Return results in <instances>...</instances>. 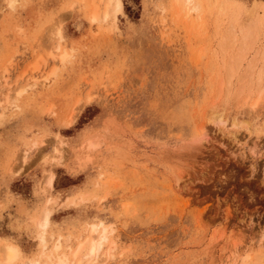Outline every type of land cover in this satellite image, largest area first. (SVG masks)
I'll return each mask as SVG.
<instances>
[{"label": "rangeland", "instance_id": "rangeland-1", "mask_svg": "<svg viewBox=\"0 0 264 264\" xmlns=\"http://www.w3.org/2000/svg\"><path fill=\"white\" fill-rule=\"evenodd\" d=\"M121 1L123 14L114 0H0V261L9 245L12 264L254 259L264 249V0ZM253 27L227 90L231 53ZM249 80L246 105L237 97ZM239 103L259 133L209 124L214 104L233 114ZM91 238L101 240L92 258Z\"/></svg>", "mask_w": 264, "mask_h": 264}, {"label": "bare ground", "instance_id": "bare-ground-1", "mask_svg": "<svg viewBox=\"0 0 264 264\" xmlns=\"http://www.w3.org/2000/svg\"><path fill=\"white\" fill-rule=\"evenodd\" d=\"M186 4L189 7H191L192 9H195V10L198 9V5L194 4V0H186ZM113 5H114V9H115L114 11H116V13H120V14L124 13L123 12V3H122L121 0H114V4ZM261 18L262 19L264 18V14H263V16ZM93 19H94V21H96L98 19V15H97L96 12L93 14ZM256 24H258L260 26V21L256 22ZM254 30H255L254 27L250 28V29H246V31H244V39H245L244 42L240 44V46L238 47V49L236 51L231 53V57H230V60L228 62V65H227V74H228V82L226 83L227 90H229L232 87L231 86L232 79L236 76V74L238 73L239 69L243 65L244 61L246 60V57L248 55V49H249V41L247 40V38H249V39L251 38V36L253 35ZM234 40H235L234 31L233 30L228 31L227 34L225 35V41L223 43L224 50L233 49L232 42ZM255 67H256V65L253 64V63H251L249 65V69L247 70L248 77H251L253 75V71H254ZM243 77H244V75H243ZM263 77H264V67L262 68V70H260L259 74L257 75V80H258L259 83L262 81ZM247 84H245L246 86L243 84L244 86L242 85L241 90L238 89V90H240V92L238 91V93H240V96H238L237 98H238V100H239V98L243 99V101H241V103H243L246 100V102L244 104L248 103L250 101V100L248 101V98L252 97V95H251L252 92H250V91H252L251 90L252 89V81L249 80V82ZM244 92H247L245 94V97H246V95L249 94L247 96L248 98L247 97L245 98L244 95H243V97L241 96V94L242 93L244 94ZM238 93H236V94L238 95ZM236 94L233 97H235ZM251 100H252V98H251ZM236 102H237V100H236ZM246 105H248V104H246ZM258 105H259V102L257 100L251 106V108L254 110L255 114H256L255 110L257 109ZM235 106H237V105H235ZM241 106H245V105L240 104L239 107H241ZM241 108H239L240 110H238V111L235 110L236 111V112L234 111L235 113L232 111L233 114L231 112H229L230 114H228V112H227L228 110L227 111L224 110L225 112H227V113H225L224 111H221V109H219L218 105L214 104L210 108V112H209V116H208V122H209V124L215 125L217 127V129H219V130H221L223 132L224 131L226 132V129H228L227 127L230 126L231 127L230 132H232V131L239 132L238 131L239 129H246V130L249 131L252 128L253 132L259 133V130H260L259 126L255 127V123H256L255 121L257 119H254V117L250 115V112H248L249 109H248V111H245L243 108L241 110ZM222 110H223V108H222ZM257 118H259V117L257 116ZM48 178L47 179L49 181V186L51 187L52 184H53L54 177L50 176ZM93 228H95V227H93ZM92 231L95 232V229L94 230L92 229ZM105 233H106L105 231H102L100 239L103 238V236H105ZM93 234H95V233H93ZM106 235H107V233H106ZM84 241L87 242L86 240H84ZM85 242L81 243L77 247L76 250H73L74 252H73L72 256L77 257L86 248V243ZM89 242H90L89 243V252L87 253L86 256H88V257L90 256L92 258L98 252V250L100 248V245H101L100 244L101 240L98 243L93 238H91ZM59 247H61V246H59ZM4 248H6L4 250V259L1 258L3 260L0 261V264H12L19 257V250L14 245H9V246L4 247ZM66 249H68V248H66ZM69 249H68V252H69ZM245 251L244 252L242 251L243 255L242 254L240 255L238 253V251H235V257L233 258V262H235V264H264V249L263 248L260 250V252L258 253V255L254 259L252 258V260L250 258V255L248 254L249 252L247 250H245ZM66 252H67V250H66ZM79 257L77 259H79ZM64 258L65 259L68 258V255L67 256L64 255ZM58 259H59L58 264H63V258L59 257Z\"/></svg>", "mask_w": 264, "mask_h": 264}]
</instances>
